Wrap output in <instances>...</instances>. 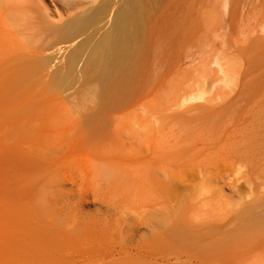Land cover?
Segmentation results:
<instances>
[{"label":"rangeland","instance_id":"obj_1","mask_svg":"<svg viewBox=\"0 0 264 264\" xmlns=\"http://www.w3.org/2000/svg\"><path fill=\"white\" fill-rule=\"evenodd\" d=\"M43 1L57 24L58 7ZM224 1H199L194 10L214 12L193 10L200 30L184 45L151 39L135 79L107 103L75 94L93 86L0 95V264H264V244L248 232L252 200L264 194V26L247 50L233 45L264 1L234 0L261 9L242 22L238 5L236 32ZM171 218L199 235L160 242ZM202 238L217 245L203 252Z\"/></svg>","mask_w":264,"mask_h":264},{"label":"bare ground","instance_id":"obj_2","mask_svg":"<svg viewBox=\"0 0 264 264\" xmlns=\"http://www.w3.org/2000/svg\"><path fill=\"white\" fill-rule=\"evenodd\" d=\"M50 1L52 4L58 7V11H54L58 16L57 24H51V21H48V19H46V17L50 18V16L45 15L47 8L43 7L45 6L43 0H0V95L41 96L45 95L44 93L48 95L49 91L66 95L68 94V92L75 89L80 90L79 88L81 87L93 86L95 89H82L80 91H77L75 94L81 97H91L92 95H96L102 98L104 100V103H107L112 98L119 96L121 93L123 94L125 92L126 86H129L132 80L135 79L134 77L136 76L141 63V55L144 52L145 46L148 45L151 39H154L158 44L163 43L165 50H173V48L176 47V44H180V46L184 45L186 39L191 36V34L195 35L200 30V23L199 20H197L198 17H196L197 15L195 16V13L196 10L201 7H197L198 9L196 8V10H194V7L201 0H188L183 6H179L177 0ZM204 1L205 0H202L201 3H203ZM225 1L224 5H222L225 10L222 13L225 14L224 16L225 18H227V20H223V18L221 20H223L226 27L228 25L229 30H232L234 28L233 17L237 12L236 9L239 10L238 8L241 7V1H239L240 3L238 2V5H240L239 7L235 2L236 0ZM263 1L264 0L260 2L263 3ZM255 2L258 1H254V3ZM258 4L260 6L259 2L257 3V5ZM248 5H245V8ZM255 5L256 3L253 4V6L251 5V9L248 8L243 10L241 7L240 10L242 11H239L240 15L239 13L237 14L239 15L238 18L241 17L242 22H244L247 21V19H252L251 17L254 18V15L256 16L261 13L260 18H254V21L256 22L253 25H251L250 22H246L245 25L242 23L243 26H240L242 29H240V32H238L235 29L237 28V26L239 27V25L241 24V20L239 18V22H234L240 24H235L236 28H234L232 32L237 31L236 33L240 34L242 30L243 33H245H242V35L239 36H244L245 41H242L241 39V41L238 40L240 42L235 41L233 44L235 45L234 47H236L237 49L239 48V50L240 48H245V50H247L246 48L250 44L254 43L255 39L250 38L249 36L251 35V33H253L252 36H261L258 31L259 29L257 30V27L259 26L260 28L264 26V24L260 26L261 23H264V15L262 16L263 12H260L258 14L259 10L261 11L258 6L257 9H253V7H256ZM261 7L262 5L260 6V8ZM207 8L203 10L207 11ZM193 10L195 12L194 16L197 19H194V17L192 16ZM199 10L202 11V9ZM257 10V14H254ZM201 11V14L206 12L202 11V13ZM211 11L214 12L213 10ZM250 11H254V13H252L253 16L251 17H249L251 15ZM210 14L212 15L211 17H213V14ZM234 20L237 19L235 18ZM223 22L221 23V21H219V23H221V26L223 25ZM219 23H217V25L215 24L213 29L212 27H207L209 28L210 33L211 31L213 33H217L218 28H221ZM227 28H223L222 31H227L228 34H232ZM262 31H264V29ZM227 33L223 34L226 35ZM187 34L190 35L187 37ZM203 34L205 35L207 33ZM237 34L235 36H237ZM210 35L207 36L215 38L214 35ZM228 36L230 37L231 35ZM216 39H214V41ZM220 39L222 40V38ZM191 42L192 41H190L189 45L191 44ZM200 42L196 43L201 45ZM241 42H243V44ZM225 44L222 43L223 46ZM258 44L256 43V45ZM226 45L224 47H226ZM219 46H221V44ZM228 46V48L230 49L231 45L228 44ZM228 48L227 52H229ZM233 49L234 48H232V50ZM234 51L235 50H233V52ZM255 51L254 53H256ZM257 52H259V49ZM217 53L219 54V51ZM262 53L263 52H261V54ZM246 54H244V56H246ZM261 54L260 56H262ZM260 56L258 55L259 58H261ZM233 57L235 56H232V58H230L233 59ZM183 58L186 57L183 56ZM184 60L185 59H182L181 61ZM216 61L217 60H215V62ZM238 61L240 60L238 59ZM255 64L256 63H254L253 65ZM240 65L243 66V64ZM248 68L250 67H247L246 69L249 70ZM244 73L246 72H243V74ZM243 74H240L239 69V72L235 75V80L239 82L240 76ZM32 86H39L41 88L36 93H33V91H30L29 93V88ZM47 88L51 89L46 91ZM87 90L88 92L85 93ZM158 118L161 117L159 116ZM165 150L166 149H164V151ZM170 150L168 151L170 152ZM176 150H178V148ZM184 150L182 151L183 153ZM247 150H249V148ZM161 153L163 152L161 151ZM183 160L185 161V156ZM172 210L171 211L174 213H172L171 215L172 217H175V212L177 209L175 210L173 208ZM251 210V229L248 231L250 232L249 243L251 242L252 244H254L253 242H261L262 246L264 244V194L262 196L256 195L253 198L251 203ZM171 219L166 231L164 230V232L162 233L160 231L161 234L156 233L160 235L157 237L159 238L158 240H160V242H186L190 238L199 235L197 231L191 230L193 227L189 229V225L185 226L186 223H182L181 221L174 218L172 220ZM189 230L191 231V233L188 234ZM158 240L156 241L158 242ZM205 241V238H202L199 242V246L202 248L203 252L208 250L207 246L212 249L217 245L215 239L209 240L208 242ZM200 243L202 244L200 245ZM262 248H264V246ZM196 254L197 253L188 255L189 257H195ZM212 256L213 255H211V257L208 256L207 258L205 256V258L206 260L208 259L209 262ZM213 258L211 260H213ZM204 260L205 259H203V261Z\"/></svg>","mask_w":264,"mask_h":264}]
</instances>
